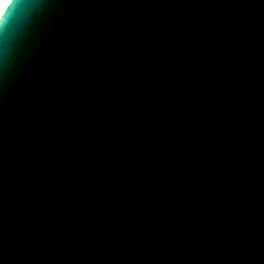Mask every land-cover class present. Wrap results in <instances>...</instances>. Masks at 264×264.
Here are the masks:
<instances>
[{
    "label": "water",
    "instance_id": "95a60500",
    "mask_svg": "<svg viewBox=\"0 0 264 264\" xmlns=\"http://www.w3.org/2000/svg\"><path fill=\"white\" fill-rule=\"evenodd\" d=\"M0 264H264V0H8Z\"/></svg>",
    "mask_w": 264,
    "mask_h": 264
},
{
    "label": "bare ground",
    "instance_id": "6f19581e",
    "mask_svg": "<svg viewBox=\"0 0 264 264\" xmlns=\"http://www.w3.org/2000/svg\"><path fill=\"white\" fill-rule=\"evenodd\" d=\"M7 2H8V0H0V13L3 10V8L5 7Z\"/></svg>",
    "mask_w": 264,
    "mask_h": 264
},
{
    "label": "clouds",
    "instance_id": "9594fccd",
    "mask_svg": "<svg viewBox=\"0 0 264 264\" xmlns=\"http://www.w3.org/2000/svg\"><path fill=\"white\" fill-rule=\"evenodd\" d=\"M0 31H2V29H0Z\"/></svg>",
    "mask_w": 264,
    "mask_h": 264
}]
</instances>
